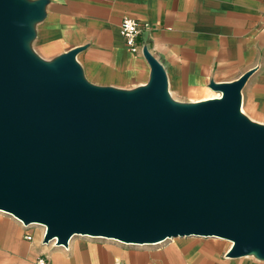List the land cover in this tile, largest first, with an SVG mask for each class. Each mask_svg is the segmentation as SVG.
<instances>
[{"label":"water","instance_id":"water-1","mask_svg":"<svg viewBox=\"0 0 264 264\" xmlns=\"http://www.w3.org/2000/svg\"><path fill=\"white\" fill-rule=\"evenodd\" d=\"M49 1L0 0V210L59 246L214 236L229 257L264 260V123L242 109L253 70L211 80L221 97L179 101L145 46L146 84H94L83 46L34 49Z\"/></svg>","mask_w":264,"mask_h":264},{"label":"crops","instance_id":"crops-1","mask_svg":"<svg viewBox=\"0 0 264 264\" xmlns=\"http://www.w3.org/2000/svg\"><path fill=\"white\" fill-rule=\"evenodd\" d=\"M126 17L151 26L137 43L162 62L179 101L214 97L206 96L211 80L233 81L253 70L242 89V109L264 123V0H50L33 47L52 59L83 46L77 58L89 81L135 88L149 81L151 66L129 51L120 32ZM75 237L68 246L45 243L42 228L0 210V264H37L41 258L49 264H261L252 255L227 256L231 241L222 246L214 236L144 245Z\"/></svg>","mask_w":264,"mask_h":264},{"label":"built area","instance_id":"built-area-1","mask_svg":"<svg viewBox=\"0 0 264 264\" xmlns=\"http://www.w3.org/2000/svg\"><path fill=\"white\" fill-rule=\"evenodd\" d=\"M151 26L149 24H141L139 21L126 17L120 24V32L124 39L126 40L129 51H131L135 56L144 55L143 47L137 43L138 35L144 30H149ZM221 97V94L219 93ZM43 227V237L46 234L47 227L42 225ZM27 238L32 240V235H27ZM37 264H49V262L45 258L39 259Z\"/></svg>","mask_w":264,"mask_h":264},{"label":"rangeland","instance_id":"rangeland-1","mask_svg":"<svg viewBox=\"0 0 264 264\" xmlns=\"http://www.w3.org/2000/svg\"><path fill=\"white\" fill-rule=\"evenodd\" d=\"M214 94H216V92L213 90H210V92L209 93H207V95L206 96H209V95H214ZM35 228H37V227H40V226H37L36 224L35 225H33ZM76 237H83V236H81V235H78V236H76ZM75 237V238H76ZM87 237H89V236H87ZM215 238H217V237H215ZM106 239V238H105ZM107 240V239H106ZM217 240V242H219L220 244H222V246L225 244L226 246H229L231 243H230V241H228V240H226V239H223V238H217L216 239ZM253 256V255H252ZM255 257V256H254ZM256 258V257H255ZM258 259V258H257ZM259 260V259H258ZM259 262L261 263V264H264V260H259Z\"/></svg>","mask_w":264,"mask_h":264},{"label":"bare ground","instance_id":"bare-ground-1","mask_svg":"<svg viewBox=\"0 0 264 264\" xmlns=\"http://www.w3.org/2000/svg\"><path fill=\"white\" fill-rule=\"evenodd\" d=\"M217 96H219V93H217V95H215L214 97H217ZM211 98H212V97H211ZM37 226H40V228H42V230H43V227H42L41 224H37ZM82 236H83V235H82ZM194 237H195V236H194ZM108 239H111V238H108ZM114 240H116V239H114ZM118 241H119V240H118ZM52 242H54L55 246L57 245V244H56V239L52 240L51 243H52ZM120 242H121V241H120ZM51 243H50V244H51Z\"/></svg>","mask_w":264,"mask_h":264}]
</instances>
